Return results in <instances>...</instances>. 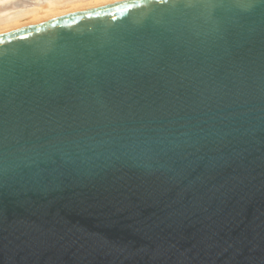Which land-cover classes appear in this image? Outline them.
Returning a JSON list of instances; mask_svg holds the SVG:
<instances>
[{
	"label": "water",
	"instance_id": "95a60500",
	"mask_svg": "<svg viewBox=\"0 0 264 264\" xmlns=\"http://www.w3.org/2000/svg\"><path fill=\"white\" fill-rule=\"evenodd\" d=\"M0 264H264V0L0 34Z\"/></svg>",
	"mask_w": 264,
	"mask_h": 264
},
{
	"label": "bare ground",
	"instance_id": "6f19581e",
	"mask_svg": "<svg viewBox=\"0 0 264 264\" xmlns=\"http://www.w3.org/2000/svg\"><path fill=\"white\" fill-rule=\"evenodd\" d=\"M126 0H0V34Z\"/></svg>",
	"mask_w": 264,
	"mask_h": 264
}]
</instances>
